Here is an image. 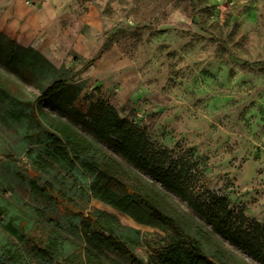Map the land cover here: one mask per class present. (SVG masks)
<instances>
[{"label":"rangeland","instance_id":"374dc122","mask_svg":"<svg viewBox=\"0 0 264 264\" xmlns=\"http://www.w3.org/2000/svg\"><path fill=\"white\" fill-rule=\"evenodd\" d=\"M20 1L31 13H42L44 33L58 37L57 43L41 38L60 75L83 84L79 110L87 112L95 101L113 105L144 132L156 159L165 150L179 164L177 171L185 170L187 191L201 209L211 196H225L238 221L264 226V0H0L1 31L7 33L16 21ZM19 22L22 26L27 19ZM24 76L0 64V78L14 94L35 101L39 113L60 116L58 108L38 99L41 92ZM63 119L165 191L189 228L201 225L237 256L233 264H264L215 231L201 209L82 124ZM35 130L28 118L14 122L0 116V206L8 213L27 215L35 206H49L35 201L17 176L34 167L28 151L35 139L27 136ZM79 202L88 213L115 215L126 236L139 229L142 243L136 252L146 261L156 256L164 232L99 199ZM48 236L53 244L61 239L55 232ZM9 240L0 226V243Z\"/></svg>","mask_w":264,"mask_h":264},{"label":"trees","instance_id":"16d2710c","mask_svg":"<svg viewBox=\"0 0 264 264\" xmlns=\"http://www.w3.org/2000/svg\"><path fill=\"white\" fill-rule=\"evenodd\" d=\"M0 64L12 73L24 74L25 81L41 92L38 99L49 102L61 114L56 117L43 110L39 113L35 101L17 96L0 78V116L14 122L28 118L38 127L27 136L35 139L28 151V157H34V167L20 170L17 176L28 184L35 201L49 205L35 206L34 212L27 215L8 213L7 206H0V226L12 238L0 243V264H233L237 261V256L219 243L213 232L199 224L189 228L181 210L165 191L125 167L63 117L82 124L167 190L178 193L195 209H201L187 191L182 177L185 170L177 171L179 164L165 150L156 159L135 122L102 101L92 102L87 112L79 110L75 105L83 84L60 75L61 69L42 52L19 44L1 30ZM53 170L58 174L47 177ZM91 199L111 204L138 223L164 232L161 248L155 250L153 260L146 261L136 252L142 243L139 229H129L134 235L126 236L115 215L100 210L86 212L79 201ZM47 211L57 218H50ZM201 211L215 231L264 263V226L254 223L247 226L243 219L238 221L225 196H211ZM84 224L91 230L85 231ZM49 232H55L61 239L53 244V238L47 237ZM257 240L263 245H258Z\"/></svg>","mask_w":264,"mask_h":264},{"label":"crops","instance_id":"0c3cea01","mask_svg":"<svg viewBox=\"0 0 264 264\" xmlns=\"http://www.w3.org/2000/svg\"><path fill=\"white\" fill-rule=\"evenodd\" d=\"M26 18L27 22L24 25H20V20ZM15 25L14 30H8L6 33L10 37L14 38L19 44L29 47L32 46L42 52L47 56L56 66H59L56 61L53 60V57L47 54L45 38H41L43 35H47L49 41H55L57 43L58 37L51 36L49 33H44L48 26L43 22L42 13L38 12L36 14L31 13V11L25 8V5L22 1L18 2L15 12ZM58 35V34H56Z\"/></svg>","mask_w":264,"mask_h":264},{"label":"bare ground","instance_id":"6f19581e","mask_svg":"<svg viewBox=\"0 0 264 264\" xmlns=\"http://www.w3.org/2000/svg\"><path fill=\"white\" fill-rule=\"evenodd\" d=\"M8 29L9 30H14L15 29V25L14 24H9Z\"/></svg>","mask_w":264,"mask_h":264}]
</instances>
